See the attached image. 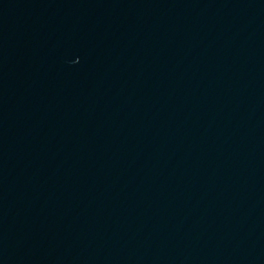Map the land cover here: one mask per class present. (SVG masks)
I'll use <instances>...</instances> for the list:
<instances>
[{"label": "water", "instance_id": "95a60500", "mask_svg": "<svg viewBox=\"0 0 264 264\" xmlns=\"http://www.w3.org/2000/svg\"><path fill=\"white\" fill-rule=\"evenodd\" d=\"M33 0H0V38Z\"/></svg>", "mask_w": 264, "mask_h": 264}]
</instances>
